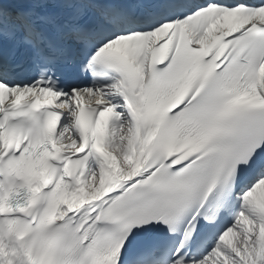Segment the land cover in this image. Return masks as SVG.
Returning a JSON list of instances; mask_svg holds the SVG:
<instances>
[{"label":"snow or ice","instance_id":"6c2138e0","mask_svg":"<svg viewBox=\"0 0 264 264\" xmlns=\"http://www.w3.org/2000/svg\"><path fill=\"white\" fill-rule=\"evenodd\" d=\"M0 264H264V0H0Z\"/></svg>","mask_w":264,"mask_h":264}]
</instances>
